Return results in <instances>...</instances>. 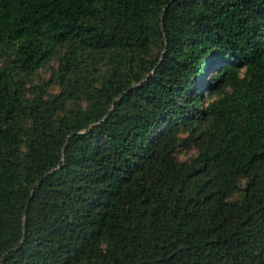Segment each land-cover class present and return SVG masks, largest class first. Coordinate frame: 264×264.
Here are the masks:
<instances>
[{
  "label": "trees",
  "instance_id": "obj_1",
  "mask_svg": "<svg viewBox=\"0 0 264 264\" xmlns=\"http://www.w3.org/2000/svg\"><path fill=\"white\" fill-rule=\"evenodd\" d=\"M0 264H264V0H0Z\"/></svg>",
  "mask_w": 264,
  "mask_h": 264
},
{
  "label": "rangeland",
  "instance_id": "obj_2",
  "mask_svg": "<svg viewBox=\"0 0 264 264\" xmlns=\"http://www.w3.org/2000/svg\"><path fill=\"white\" fill-rule=\"evenodd\" d=\"M56 68V62L51 61L48 63L45 67L38 70L36 77L34 78V82L37 81H48L52 75V73L55 71ZM57 89L55 86L50 87L51 93H56ZM205 101L206 95H204ZM82 107V103L76 102V103H70L66 106V108H76V107ZM181 137H184L185 134L180 135ZM195 154V148L193 145L191 146H185V144H178L175 147L174 150V158L178 162L186 161L188 158L193 157Z\"/></svg>",
  "mask_w": 264,
  "mask_h": 264
}]
</instances>
